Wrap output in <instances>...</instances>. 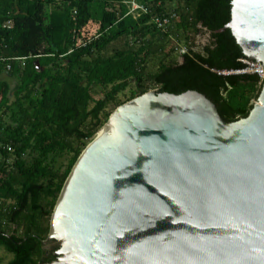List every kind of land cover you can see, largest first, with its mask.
<instances>
[{"label": "trees", "instance_id": "obj_1", "mask_svg": "<svg viewBox=\"0 0 264 264\" xmlns=\"http://www.w3.org/2000/svg\"><path fill=\"white\" fill-rule=\"evenodd\" d=\"M125 1L0 0V247L13 255L6 264L52 260L59 247L49 253L44 241L65 182L108 122V107L125 104L117 98L132 85L129 101L151 90L199 92L229 123L247 118L261 94L264 81L238 74L248 59L232 32L221 31L233 0H138L150 12L137 19ZM171 13L167 33L153 24ZM204 31L211 40L195 50ZM174 40L188 53L178 56ZM94 86L103 98L94 99Z\"/></svg>", "mask_w": 264, "mask_h": 264}, {"label": "water", "instance_id": "obj_2", "mask_svg": "<svg viewBox=\"0 0 264 264\" xmlns=\"http://www.w3.org/2000/svg\"><path fill=\"white\" fill-rule=\"evenodd\" d=\"M227 29L264 67V0H233ZM44 245L59 247L47 264H264V85L233 123L196 91L118 107L74 165Z\"/></svg>", "mask_w": 264, "mask_h": 264}, {"label": "built area", "instance_id": "obj_3", "mask_svg": "<svg viewBox=\"0 0 264 264\" xmlns=\"http://www.w3.org/2000/svg\"><path fill=\"white\" fill-rule=\"evenodd\" d=\"M125 4L129 8V12L127 15L133 16L135 19L141 17L143 14H149L150 10L148 7H146L144 4L140 3L138 0H128L125 1ZM177 19L176 13H171L169 16H163L158 15L154 16L152 18V22L156 27L167 33L169 31V28L172 26L173 22ZM188 50L187 48H184L181 50V54H187ZM247 64V68L243 71H238V74H244V73H251V74H257L263 81H264V67L259 63L249 62L245 61ZM11 66H9V69ZM1 124V120H0ZM9 151H12V147H8ZM1 206V203H0Z\"/></svg>", "mask_w": 264, "mask_h": 264}, {"label": "rangeland", "instance_id": "obj_4", "mask_svg": "<svg viewBox=\"0 0 264 264\" xmlns=\"http://www.w3.org/2000/svg\"><path fill=\"white\" fill-rule=\"evenodd\" d=\"M210 40H211L210 34L206 31L202 32V34L196 37V40H195L196 47L194 49L195 50L202 49V47L206 46L210 42ZM172 44H174L178 48V53H177L178 56L181 55L182 49L187 48V46L184 43L177 42L176 40H174ZM172 44L168 45L167 50H169L173 46ZM133 91H135V85H132L126 92L120 94L117 100L123 103L129 102ZM92 94L95 100H98L104 97L103 89L98 86H94L92 88ZM256 102L257 100H254L252 104ZM115 109H116V104L113 103L108 107V112L113 113ZM44 248H45V245H44ZM0 259H2L4 264H6L7 262L13 259V255L8 253L4 248L0 247Z\"/></svg>", "mask_w": 264, "mask_h": 264}, {"label": "flooded vegetation", "instance_id": "obj_5", "mask_svg": "<svg viewBox=\"0 0 264 264\" xmlns=\"http://www.w3.org/2000/svg\"><path fill=\"white\" fill-rule=\"evenodd\" d=\"M58 246L56 245V246H54L53 248H50V249H45V250H47L49 253H52L53 251H54V249L55 248H57ZM58 250H56L55 252H53V254L52 255H48L47 257L49 258H52V260L50 261V263L51 262H53V261H55L56 259H57V256H56V252H57ZM49 263V262H48ZM45 264H47V263H45Z\"/></svg>", "mask_w": 264, "mask_h": 264}, {"label": "bare ground", "instance_id": "obj_6", "mask_svg": "<svg viewBox=\"0 0 264 264\" xmlns=\"http://www.w3.org/2000/svg\"><path fill=\"white\" fill-rule=\"evenodd\" d=\"M258 104H259V102H258Z\"/></svg>", "mask_w": 264, "mask_h": 264}]
</instances>
